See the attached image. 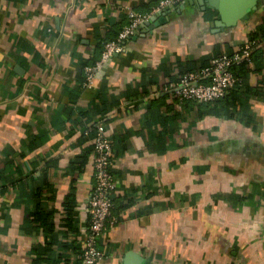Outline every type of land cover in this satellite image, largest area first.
Returning <instances> with one entry per match:
<instances>
[{
	"label": "crops",
	"instance_id": "1",
	"mask_svg": "<svg viewBox=\"0 0 264 264\" xmlns=\"http://www.w3.org/2000/svg\"><path fill=\"white\" fill-rule=\"evenodd\" d=\"M159 2L0 0V264H81L95 123L112 142L117 219L98 264H264V0L230 29L212 25L210 6L171 4L82 85L129 10ZM216 2L231 14L237 0ZM253 33L257 67L224 102H181L166 89ZM37 208L51 231L32 222ZM49 242L56 262L40 251Z\"/></svg>",
	"mask_w": 264,
	"mask_h": 264
},
{
	"label": "built area",
	"instance_id": "2",
	"mask_svg": "<svg viewBox=\"0 0 264 264\" xmlns=\"http://www.w3.org/2000/svg\"><path fill=\"white\" fill-rule=\"evenodd\" d=\"M180 0H160L157 7L148 13L129 10L130 21L117 37L107 41L100 58L94 63L84 66L83 87H91L103 64L112 56L123 51L125 43L134 36L138 27L158 9L175 4ZM256 42L248 39L232 53H223L213 58L209 65L195 71L182 74L177 80L168 82L166 89H172L178 99L192 100L199 103L214 102L225 97L240 81L234 67L244 62L251 63V53ZM94 134V186L89 198V223L82 253V264H98L105 252L98 246L102 234L117 222L113 216L112 193L116 182L111 167L113 164L112 142L106 134L102 123H95L88 129Z\"/></svg>",
	"mask_w": 264,
	"mask_h": 264
},
{
	"label": "water",
	"instance_id": "3",
	"mask_svg": "<svg viewBox=\"0 0 264 264\" xmlns=\"http://www.w3.org/2000/svg\"><path fill=\"white\" fill-rule=\"evenodd\" d=\"M190 2L192 7L198 6L200 4L201 10L205 11L207 6H210L212 9L218 10L215 19L211 22L212 25L220 26V28H232L234 27L239 20L247 21L249 20L253 12L258 10V5L260 4V0H237L235 4V9H233L232 13L224 11L223 8L217 5V0H187ZM185 2V1H184ZM167 7L162 8L155 12L154 15L150 16L148 20H146L143 24L138 27V30L146 29V26L153 30L159 23L164 21V17L171 9ZM184 7V3H182L181 8Z\"/></svg>",
	"mask_w": 264,
	"mask_h": 264
},
{
	"label": "trees",
	"instance_id": "4",
	"mask_svg": "<svg viewBox=\"0 0 264 264\" xmlns=\"http://www.w3.org/2000/svg\"><path fill=\"white\" fill-rule=\"evenodd\" d=\"M120 31H121V29L118 31V33L113 38H111L109 40H106L104 42L103 47L100 50V54H99V56L97 58H95L92 62H90L88 64H85V65L94 64L100 58L105 43L107 41H110V40L115 39L117 37V35L119 34ZM263 38H264V36L262 35V39ZM249 39H252V40H254L256 42V45L253 47L252 53H251V61L256 66L258 64V58H259L258 55H257V53H256L257 52L256 49L259 46V44L261 43L262 39H260L259 36L256 35V33H253L252 36ZM219 55H217V56H219ZM217 56H214V57L210 58L209 60H205L200 65L193 64V66H188L187 69H186V72L195 71V70H198V69H200V68H202L204 66L209 65L210 62H211V60L213 58L217 57ZM251 63L244 62V63H242V64L234 67L235 74L239 77L240 81L238 82V84L234 88H232L230 90V91H232L231 94L233 93V91L238 92V87L241 86L244 82L246 83V77H247L246 75H248L249 72L251 71V68L249 67V65ZM83 69H84V67H83ZM82 83H83V81H82ZM229 92H228V94H229ZM228 94L225 97H223L221 99H218V100H216L214 102H208V103H205V104L204 103H200V104H204V105H207V106L211 105L212 103L219 104L221 102H224L230 96V94L229 95ZM235 107L238 108V106H235ZM239 108H243V106H242L241 103H240ZM205 112L211 113V109H208ZM93 136H94V134H93ZM69 200L70 201L67 202L66 205L68 206V209H67L68 210V213H71L72 212V207H73V199H69ZM31 215L33 216V219H32V222L33 223H36V225L39 224L40 226H43L46 231H51L52 230V224L49 221V217H50L49 213L44 212L42 210V208H37L34 212L31 213ZM113 216H114V214H113ZM49 244H50V242L48 243V246L44 247L40 251H42L45 254H48L49 253L48 250H50ZM82 253H83V250L80 252V254H81V264H82ZM51 254L52 253H49V255H48L49 262L51 260H53V262H56L55 258L52 257V259H51V257H50Z\"/></svg>",
	"mask_w": 264,
	"mask_h": 264
}]
</instances>
